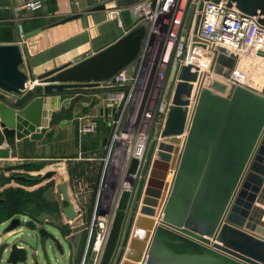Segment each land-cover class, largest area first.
<instances>
[{"label":"water","instance_id":"1","mask_svg":"<svg viewBox=\"0 0 264 264\" xmlns=\"http://www.w3.org/2000/svg\"><path fill=\"white\" fill-rule=\"evenodd\" d=\"M204 1L198 5L195 35ZM226 1L264 26V0ZM101 8L104 5L94 9ZM123 14H132L133 24L119 39L39 77L20 41L0 43V159L16 156L17 139L46 130L45 105L54 108L55 97L106 91L102 82L136 60L146 27L131 10ZM81 15L74 13L59 23ZM39 31H29L25 37ZM239 60L227 47H213L192 110L189 103L198 67L189 64L172 70L170 77L177 81L165 126L160 139L150 141L144 158L131 161L129 173L136 174V181L119 197L100 264H264V83L259 88L237 79ZM80 97L66 102L67 109L53 110L48 125L71 119ZM95 103L93 99L91 106ZM5 143L8 147H3ZM143 171H149L147 179L141 178ZM57 174L50 170L41 177H13L38 182ZM4 177L0 173V187ZM59 189L68 203L67 217L76 218L68 182H61ZM54 196V187L44 194L49 201ZM21 225L19 218L12 219L6 237ZM15 236L0 244V264H41L36 236ZM41 245L47 253V245Z\"/></svg>","mask_w":264,"mask_h":264},{"label":"crops","instance_id":"2","mask_svg":"<svg viewBox=\"0 0 264 264\" xmlns=\"http://www.w3.org/2000/svg\"><path fill=\"white\" fill-rule=\"evenodd\" d=\"M25 1L29 0H0V43L20 41L18 23H22L25 34L34 29H40L39 32L25 37L20 42L33 74L37 77L67 63L77 62L115 42L125 34V28L133 24L132 14L123 13L128 9L132 11L136 3V0H40L41 8L23 9L17 13L16 7ZM99 5H104V8L94 9ZM117 10L121 11L123 26L118 23ZM74 13H82V15L74 20L59 23ZM23 69L28 71L27 65ZM96 94L98 93L67 92L55 97L54 108H50V103L45 105L43 119L47 124H44L42 128L46 130L42 133L32 132L20 140L17 139L16 156L0 159V169L10 168L17 173L39 175L51 169L57 170L58 174L54 180L57 184L63 181L68 182V190L78 216L70 219L65 213L59 216L49 212L42 215L43 222L54 225L55 228L65 225L68 229L65 232L69 234L82 232L85 241L89 238L88 226L96 207L101 208L99 201L109 181L113 179L120 181L113 190V208H111L113 211L116 209L121 193L132 187L130 180H126L127 172L119 176L115 172L116 157L114 156L120 148L111 142L116 130L115 120L119 115L112 108H105L104 103L95 97ZM79 95L81 97L71 111L73 113L71 119H61L60 123L50 127L48 122L51 120V112L67 109L66 102L72 101ZM87 97L95 98L94 106L90 104L88 108L85 107L84 102L88 100ZM80 113L81 116L78 115ZM64 115L67 117L66 114ZM86 115L98 118V126L94 132L80 131L82 117ZM3 147L8 145L5 143ZM123 156L121 154L120 160ZM7 186L9 189L2 191ZM10 188L13 190V185L8 184L0 188V194L5 192L11 194ZM16 188L17 194L9 195L8 200L0 205L2 210L0 224L8 226L13 212L26 215V211H33L36 205H40V200L39 202L33 198L30 200L28 196L27 189L34 187L26 186L24 189L18 183ZM10 203L17 204L9 209L7 206ZM40 203L50 206V203L43 199ZM24 232H27L26 229L19 226L11 233L20 235ZM53 253L56 257L55 262H50V259L45 262L60 264L63 259L64 264H71V250L62 254L53 248ZM81 259L79 255V263ZM74 264H78L77 259Z\"/></svg>","mask_w":264,"mask_h":264},{"label":"built area","instance_id":"3","mask_svg":"<svg viewBox=\"0 0 264 264\" xmlns=\"http://www.w3.org/2000/svg\"><path fill=\"white\" fill-rule=\"evenodd\" d=\"M199 2L200 0H136L133 5L132 11L139 19V23L146 27L142 48L132 63L136 64L138 70L143 68L145 79L141 89L144 96L142 106L139 110L140 114L136 113L134 117L133 127L129 126V122L126 123L125 103L123 105L128 97L127 90L134 88L137 79L136 75H131L132 64L111 79L102 82L101 86L107 90L97 92L95 96L104 103L105 108H112L119 115L115 120L116 130L111 144L120 148L114 156L118 166L115 172L118 176L127 172L126 180L136 181V174L129 173L132 159L137 158L141 161L150 141L160 139L177 81V77L174 80L170 77L174 68L179 71L182 66L189 64L198 67V77L192 82L193 90L189 103V109L192 110L197 92L209 71L208 66L215 45L227 47L241 59L251 55L254 59L262 57L260 52H264V26L259 24L257 17L244 15L237 8L229 7L226 0L204 1L201 11L202 22L195 35L194 25L199 13ZM193 6L196 9L193 15H190ZM41 7L42 1L29 0L18 5L16 12L19 13L23 9L36 10ZM116 17L119 25L123 26L121 11H116ZM18 31L21 42L25 38L22 23H18ZM236 73L237 70L235 77ZM92 99L95 98L86 100L85 106H89ZM97 126L98 118L86 115L82 117L80 131L91 133L97 129ZM121 154L124 155L122 160H120ZM143 176L147 179L149 171L146 173L143 171L141 178ZM133 186L129 189L131 190ZM111 210L101 214L103 208L96 207L88 226L89 240L91 239L88 241L91 247L90 264L101 263L115 213V210Z\"/></svg>","mask_w":264,"mask_h":264},{"label":"flooded vegetation","instance_id":"4","mask_svg":"<svg viewBox=\"0 0 264 264\" xmlns=\"http://www.w3.org/2000/svg\"><path fill=\"white\" fill-rule=\"evenodd\" d=\"M51 170H55V169H51ZM49 171L40 173L39 175H31L29 173H24V172L17 173L14 169H10V168L0 169V173L5 174L4 184L0 188L6 187V185L8 184H10V186L13 185V190L11 189L12 188L11 187L10 191H11V194L14 195V194H17L16 192L18 190L16 187L18 183L21 186V188H24V189H26V186L27 188L34 187L33 189H27L30 200L33 198L34 200H38V202L40 200L41 202V200L43 199L50 203V206L49 204L44 206V205H41V203L39 202L40 205H36L33 211H29V210L26 211L27 213L26 215L13 212V216L10 220L14 218H19L22 223L20 227H24L27 230V232H24V233H27L31 236H36L38 247L41 244L46 245L47 243L50 242L51 245L59 253H62V254L66 253L67 248H68V251L71 250V264H74L76 259L78 260V264H90L91 247L88 241H90L91 239L89 240L88 238L87 241H85V238H83L82 236V232H78L76 234L66 233L65 231H67L68 229L63 224H62L63 226L61 227L56 226V228L61 233V236L57 237L51 231H49L47 227L48 223L43 222L42 215L44 213L50 212L52 214H57L59 216H61L62 213H65L66 215L64 208L68 205V203L65 201L64 196L61 193V190L59 189L60 183L57 184L56 180H54L56 176H53L50 179L40 180L38 182H25L23 180H18L13 177V175H26L27 177H41L42 175L46 174ZM50 187H54V192H55L54 201H49L44 197V194ZM5 189L8 190L9 187L7 186V188H4L2 191H4ZM7 193L9 192L0 194V205L4 204L5 201L8 200L9 195H11ZM1 211L2 210H0V212ZM27 222H31L33 225L29 227L27 226ZM77 237L79 238L76 239ZM57 244L59 245V247L57 246ZM79 255L82 257V259L80 260V263H79Z\"/></svg>","mask_w":264,"mask_h":264},{"label":"rangeland","instance_id":"5","mask_svg":"<svg viewBox=\"0 0 264 264\" xmlns=\"http://www.w3.org/2000/svg\"><path fill=\"white\" fill-rule=\"evenodd\" d=\"M196 7L193 6L190 9V15H193ZM261 56V55H260ZM264 57V56H263ZM253 55L249 56L248 58L244 59L239 70H237V76L239 79L252 84L255 87H262V84L264 83V58H259L258 59H252ZM249 59V60H248ZM249 62V63H248ZM130 72H132V76L136 75V83L133 89H128L127 90V100L123 102V105L125 103V115L124 118L126 123H130L129 126H134L135 125V115L137 113L140 114L139 110L140 107L142 106V100H143V95L141 93V89L143 86V83L145 81L143 77V68L138 70L136 64H132L130 66ZM134 73V74H133ZM131 88V87H130ZM87 99H90V97H87ZM85 103V102H84ZM85 105V104H84ZM86 107V106H85ZM88 108V106L86 107ZM122 108V107H121ZM20 162V161H19ZM56 167V166H54ZM110 167V165H109ZM118 167L115 165V168ZM120 181H116L113 179L111 182L109 181V185L107 188H105V192H103V196L100 198L99 201V207H102L105 212L107 210H111L113 208L112 205V198H113V190L116 185H118ZM112 184V185H111ZM135 184V182L132 183V186ZM113 211V209L111 210ZM49 231H51L55 236L60 237L61 233L58 229H56L52 225H47ZM7 224H0V238L2 241H12L15 239V234L11 233L8 235V237L5 236ZM27 231V230H26ZM47 254L44 252V248L42 245L38 247V255L37 258L41 264L45 263V260L50 259V262H55L54 253H53V246L51 243H47ZM68 247V246H67ZM68 250V248H67ZM32 252V251H31ZM32 256V253H30ZM34 255V254H33ZM60 264H64V260L62 259V262Z\"/></svg>","mask_w":264,"mask_h":264},{"label":"bare ground","instance_id":"6","mask_svg":"<svg viewBox=\"0 0 264 264\" xmlns=\"http://www.w3.org/2000/svg\"><path fill=\"white\" fill-rule=\"evenodd\" d=\"M263 58V57H262ZM245 58H240V60H239V64H238V67H237V70L239 69V67H240V65L242 64L241 62H243V60H244ZM249 60V59H248ZM260 60V59H259ZM249 63V62H248ZM236 77H237V73H236ZM241 80V79H240ZM241 81H243V80H241ZM133 183V179H131L130 180V185Z\"/></svg>","mask_w":264,"mask_h":264},{"label":"trees","instance_id":"7","mask_svg":"<svg viewBox=\"0 0 264 264\" xmlns=\"http://www.w3.org/2000/svg\"><path fill=\"white\" fill-rule=\"evenodd\" d=\"M16 204H17V203H15V204L12 205V204L10 203V204L7 206V208H9V209L11 208V209H12L13 206H15ZM19 207H20V206H19Z\"/></svg>","mask_w":264,"mask_h":264}]
</instances>
